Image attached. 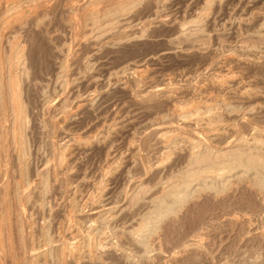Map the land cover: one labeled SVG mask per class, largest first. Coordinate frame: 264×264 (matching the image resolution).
<instances>
[{
    "label": "rangeland",
    "instance_id": "374dc122",
    "mask_svg": "<svg viewBox=\"0 0 264 264\" xmlns=\"http://www.w3.org/2000/svg\"><path fill=\"white\" fill-rule=\"evenodd\" d=\"M250 160L264 0H0V264H264Z\"/></svg>",
    "mask_w": 264,
    "mask_h": 264
},
{
    "label": "bare ground",
    "instance_id": "6f19581e",
    "mask_svg": "<svg viewBox=\"0 0 264 264\" xmlns=\"http://www.w3.org/2000/svg\"><path fill=\"white\" fill-rule=\"evenodd\" d=\"M127 4V3H126ZM121 11V10H120ZM96 29V28H95ZM101 33V32H100ZM103 34V33H102ZM180 116V115H179ZM250 152V151H249ZM253 152V151H252ZM240 153V152H239ZM251 153V152H250ZM235 154H236V152H235ZM248 154V153H247ZM251 155V154H250ZM246 157V156H245ZM248 158V157H247ZM247 158H246V160H247ZM243 160V159H242ZM249 163L250 164H252V165H254L255 167H257V168H264V163L262 162V161H260V160H250L249 161ZM253 168V167H252Z\"/></svg>",
    "mask_w": 264,
    "mask_h": 264
}]
</instances>
